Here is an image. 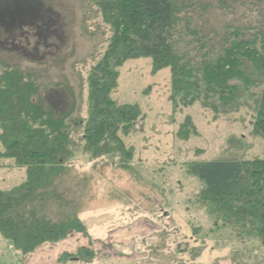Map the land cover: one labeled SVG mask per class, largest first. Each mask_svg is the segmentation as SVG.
<instances>
[{"label": "rangeland", "instance_id": "rangeland-1", "mask_svg": "<svg viewBox=\"0 0 264 264\" xmlns=\"http://www.w3.org/2000/svg\"><path fill=\"white\" fill-rule=\"evenodd\" d=\"M217 10L196 23L218 49L230 19ZM0 11L8 22L10 12L15 17L10 32L0 27V68L17 67L34 78L39 88L34 99L62 120L79 145L71 147L72 157L50 185L67 205L47 216L60 221L77 216L86 232H72L29 254L0 235V264H81L80 254L68 263V257L61 259L80 248L94 253L91 264H194L210 248L234 255L222 264H264L258 240L214 232L213 217L197 204L203 185L190 171L206 162L264 159L251 103L213 113L201 102L174 101L171 69L154 71L150 58L129 60L119 68L111 98L119 106L138 107L137 122L118 134L131 154L95 157L82 128L89 117V76L112 37L99 9L91 0H0ZM26 177L25 169L0 156V191L23 185Z\"/></svg>", "mask_w": 264, "mask_h": 264}, {"label": "trees", "instance_id": "trees-1", "mask_svg": "<svg viewBox=\"0 0 264 264\" xmlns=\"http://www.w3.org/2000/svg\"><path fill=\"white\" fill-rule=\"evenodd\" d=\"M91 2L112 32L88 80L89 117L82 135L95 157L131 154L118 134L133 127L139 110L117 105L111 94L119 68L141 58H150L154 71L171 69L174 101L190 106L201 102L213 113L251 103L253 132L264 139V0ZM212 9L230 19L218 49L211 34L196 23ZM0 70V156L27 174L23 185L0 191V235L29 254L45 243L64 241L72 232L86 235L77 216L63 221L47 216L55 210L62 213L67 205L50 185L72 157L71 147L79 145L67 136L62 120L56 121L34 99L39 89L34 78L17 67ZM190 171L203 185L197 204L213 217L214 232L227 230L264 246V159L206 162L194 164ZM74 256L81 264H91L94 253L80 248L61 259L68 263Z\"/></svg>", "mask_w": 264, "mask_h": 264}, {"label": "crops", "instance_id": "crops-1", "mask_svg": "<svg viewBox=\"0 0 264 264\" xmlns=\"http://www.w3.org/2000/svg\"><path fill=\"white\" fill-rule=\"evenodd\" d=\"M208 243H210V242H208ZM206 249H207V247H206ZM210 249L208 251H204V253L200 256V258L195 260L194 264H222V262L224 260H227L228 256H229V259H231L234 256V255H230V254L224 255L226 253L227 249H226V251L224 250L225 252L223 251L224 254L222 252L220 253L217 251H213L214 248H210ZM223 256H226V258L223 259ZM179 258H178V260H180ZM219 259H223V260H219ZM104 260H105V262L108 261L107 259H104ZM173 264H175V262Z\"/></svg>", "mask_w": 264, "mask_h": 264}, {"label": "flooded vegetation", "instance_id": "flooded-vegetation-1", "mask_svg": "<svg viewBox=\"0 0 264 264\" xmlns=\"http://www.w3.org/2000/svg\"><path fill=\"white\" fill-rule=\"evenodd\" d=\"M25 5V4H24ZM26 8V7H25ZM22 10V9H21ZM1 12V11H0ZM10 11H8L7 13H9ZM9 14H11V16H10V18H9V22L8 21H6L7 19V17H8V15H2V16H0V27H2V26H6V28H7V30H9V32H10V29H12V27H14V25H15V20H14V18L15 17H13L14 16V14H12L11 12L9 13ZM23 13H21V14H19L18 16H21ZM34 15H32V17H33ZM20 19H21V17H20ZM20 19H19V21H20ZM21 22V21H20ZM23 22V21H22ZM17 25H21V23H18ZM4 43V42H3ZM13 47L15 48V46L13 45ZM15 49H17V48H15ZM18 50V49H17Z\"/></svg>", "mask_w": 264, "mask_h": 264}]
</instances>
